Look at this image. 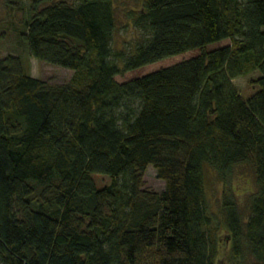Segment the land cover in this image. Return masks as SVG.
Masks as SVG:
<instances>
[{
    "label": "trees",
    "instance_id": "trees-1",
    "mask_svg": "<svg viewBox=\"0 0 264 264\" xmlns=\"http://www.w3.org/2000/svg\"><path fill=\"white\" fill-rule=\"evenodd\" d=\"M117 1L32 2L19 44L68 84L0 59V264H264V0H144L130 53ZM257 72L244 99L233 81ZM150 166L162 193L143 189ZM206 166L254 171L248 214L228 193L223 220L210 211Z\"/></svg>",
    "mask_w": 264,
    "mask_h": 264
},
{
    "label": "rangeland",
    "instance_id": "rangeland-1",
    "mask_svg": "<svg viewBox=\"0 0 264 264\" xmlns=\"http://www.w3.org/2000/svg\"><path fill=\"white\" fill-rule=\"evenodd\" d=\"M33 1L0 0V59L8 55L21 56L25 62L27 71L33 77L44 80L52 85L68 84L73 77L74 72L72 70L39 61L29 54L25 41L21 45L19 44L18 35L23 31L24 23L30 15ZM143 1H117L119 28L117 29L115 37V50H123L126 53L131 52L132 43L137 39V33L131 27V22L127 18V12L131 9H139ZM231 43V40H225L221 43L210 45L208 50L230 46ZM200 53L199 50H196L178 56H172L132 72L119 75L116 77V80L124 83L190 60L197 57ZM259 74L260 72H257L234 79L233 82L240 90L244 99H248L257 92L258 87L251 86L250 81L251 79H255L257 75L259 76ZM204 176L206 197L210 211L217 215L220 220H223V216L221 215V200L225 193L235 197L244 214H248L249 200L258 191L257 180L251 168L237 167L227 178L222 179L214 168L206 166L204 168ZM93 178L98 188H103L111 184V178L106 175L94 174ZM143 189L156 193H162L165 190V183L157 178L156 170L152 166L148 168L145 174ZM221 234H225L223 227ZM227 244L228 242H226V246L228 247L229 244ZM227 252L228 250H225L223 257L227 255Z\"/></svg>",
    "mask_w": 264,
    "mask_h": 264
}]
</instances>
